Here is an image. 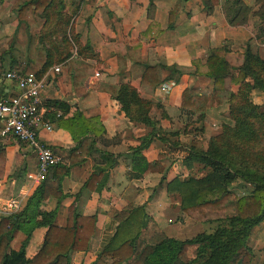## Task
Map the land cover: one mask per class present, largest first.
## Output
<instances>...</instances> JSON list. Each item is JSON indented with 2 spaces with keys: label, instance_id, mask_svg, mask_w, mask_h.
Masks as SVG:
<instances>
[{
  "label": "trees",
  "instance_id": "1",
  "mask_svg": "<svg viewBox=\"0 0 264 264\" xmlns=\"http://www.w3.org/2000/svg\"><path fill=\"white\" fill-rule=\"evenodd\" d=\"M81 2H15L16 17L25 22L27 29L25 61L19 71L32 72L39 77L51 65L65 62L72 85L82 82L91 68L84 58L93 53H86L89 47L78 43L72 27L73 15ZM216 3L218 0H204L205 11L209 12ZM223 5L229 24H242L249 18H256L255 40L264 41V0H256L254 6L243 0H223ZM115 52L119 70H122L125 55L119 57L117 46ZM161 69L167 71L163 77L159 73ZM198 73L212 79L211 89L185 86L180 93V109L187 118L188 114H196L195 120H198L204 117L207 108L226 102L220 129L205 140L202 136H193L183 143L185 154L180 163L186 173L181 175L176 171L173 177L165 180L163 174L159 183L166 193L178 195L181 213L195 222H214L215 225L211 230L182 238L155 230L142 239L141 234L150 218L143 203L127 204L112 212L117 223L91 264L96 261L102 264H253V251L247 239L252 227L264 218V110L251 97L254 93L264 95V58L248 43L242 52H232L226 45L211 47ZM179 74L174 65L146 64L142 84L152 91L164 79L175 82ZM100 87L119 103L129 120L150 127L138 144L130 147L132 155L146 147L152 138L173 145L179 143L178 130L163 127L149 116L152 103L140 96L135 86L118 83ZM45 105L51 109L44 117L66 130L72 145L64 150L60 161L47 167L21 209L0 216V264H70L74 251L87 250L96 216L82 214L77 198L81 191H100L106 183L108 168L116 162L117 154L96 145V142L105 145L109 141L103 136L104 126L98 115L85 116L76 106L69 111V104L56 99ZM190 118L187 120L190 123L195 121ZM195 128L201 129V126ZM91 154H96L92 170L80 191L74 194L75 202L67 205L64 223L57 224V205L66 195L61 188L62 177L72 165ZM161 158L160 153L153 160L141 159L133 166L138 174L163 171ZM3 159L0 149V164ZM194 164L204 172L194 174L191 171ZM235 179L249 186L245 193L238 194L228 188ZM48 196L56 199V205L46 210L41 203ZM35 225L46 228L38 249L26 257L24 244ZM16 231H21L23 238L14 249L9 247V240Z\"/></svg>",
  "mask_w": 264,
  "mask_h": 264
},
{
  "label": "crops",
  "instance_id": "2",
  "mask_svg": "<svg viewBox=\"0 0 264 264\" xmlns=\"http://www.w3.org/2000/svg\"><path fill=\"white\" fill-rule=\"evenodd\" d=\"M16 1L26 0H0V96L18 92L15 83L6 78L4 72L19 70L25 61L27 29L25 22L16 17ZM243 1L250 6L256 2ZM223 6V0H218L206 12L204 0H82L80 3L73 15L72 27L78 36V43L89 47L86 53H93L92 56L84 55L91 68L82 82L73 86L65 62L51 65L42 74L47 83L40 97L45 104L54 99L61 100L69 104V111L76 106L85 116L98 115L104 126L103 136L109 141L105 145L96 142V145L117 156L116 162L108 168L106 183L100 191L79 192L77 203L82 214H95L96 221L88 249L74 251L70 264L92 263L96 252L117 223L112 212L127 204L143 203L150 218L149 224L154 223V227H162L158 220L165 211L173 212L180 222L177 221L170 229V236L180 230L182 222L191 220L180 212L178 195L166 193L159 178L164 174V180L169 179L176 171L181 175L186 173L180 158L185 154L183 143L193 137L189 129L196 126L204 129L208 115L216 113L217 109L223 114L227 104L222 102L207 108L204 117L198 120H195L196 114H188V118L195 120L190 123L180 109L181 90L188 85L206 91L211 89L212 79L198 73L211 47L226 45L232 52H242L248 43L264 58V41H256L254 36L256 18H249L242 24H229ZM116 46L119 57L125 55L122 70H119ZM156 63L174 65L180 71L167 93L158 89L165 79L152 91L142 84L144 65ZM55 65H59L58 71L53 70ZM94 71L98 72L97 76L93 75ZM159 73L163 77L167 71L161 69ZM118 83L135 86L140 96L150 100L149 116L163 127L178 130L179 143L173 145L152 138L146 147L132 155L130 147L138 144L139 138L150 127L129 120L119 103L100 87L102 84ZM47 111L44 112L45 116ZM49 122L52 129L40 128L38 138L62 155L72 145V140L66 130L56 127L54 121ZM172 123L176 127L170 126ZM0 149L4 155L0 164V201L25 192L21 200L22 208L30 193L25 188V173L35 169V155L27 145L10 135H0ZM160 153L163 155L160 159L163 171L137 173L133 166L136 161L153 160ZM94 156L96 154L88 155L79 164L72 165L68 174L62 177L61 188L66 195L57 205V224L64 223L67 205L75 202L74 194L80 191L83 181L91 172ZM55 205L53 196H48L41 203L46 210ZM45 228L44 225L32 228L24 244L26 257H30L40 246ZM22 238L23 233L16 231L9 240V247L17 249ZM247 241L253 251L252 263L264 264V218L252 227ZM94 264L102 263L96 261Z\"/></svg>",
  "mask_w": 264,
  "mask_h": 264
},
{
  "label": "built area",
  "instance_id": "3",
  "mask_svg": "<svg viewBox=\"0 0 264 264\" xmlns=\"http://www.w3.org/2000/svg\"><path fill=\"white\" fill-rule=\"evenodd\" d=\"M59 70V65L53 67ZM98 75L97 71L93 72ZM4 76L12 80L18 92L13 95L0 96V135H10L18 142L27 145L35 155L36 167L25 173V188L31 190L47 171V167L61 160L62 155L44 144L38 138V130L44 128L51 130V123L44 117L47 108L42 104L40 92L46 85L44 75L36 76L34 73H22L19 70H7ZM174 81H162L158 89L167 93ZM25 192L7 197L0 201V216L9 215L21 208L22 197Z\"/></svg>",
  "mask_w": 264,
  "mask_h": 264
},
{
  "label": "rangeland",
  "instance_id": "4",
  "mask_svg": "<svg viewBox=\"0 0 264 264\" xmlns=\"http://www.w3.org/2000/svg\"><path fill=\"white\" fill-rule=\"evenodd\" d=\"M251 99L254 102L258 103L260 105V108L264 110V95L261 96L260 94L254 93ZM222 116L223 114L221 113V110L217 109L216 113H213L211 116L208 115V117L205 119L206 123L204 124L205 125L204 129H201L202 130L201 132L200 129L192 127V129H189L190 131L189 133H191L193 136L195 135H197L198 137L202 136V138L205 140L209 135H212L219 131ZM170 126L176 127L174 123H172ZM191 171L196 175L202 174L204 172V170L199 168V165L197 164H194ZM227 186L228 188H230L231 190H233L235 193L238 194L245 193L249 188L247 184L243 183L239 179L233 180ZM166 215L169 216L166 217ZM160 217L161 218L158 221L163 228L158 226L154 227V223H151L152 225L149 224L148 227L141 234L142 239L148 237L155 230H160L164 232L166 235H169L171 234L170 229L174 227L175 224L180 222L179 220H177V218H175L174 213L171 211H165L164 214H162ZM214 225H215L214 222L206 223V222H195L192 220H188L185 223L182 222V226H180L181 227L180 230H178L176 233H173V236L175 235L180 238L187 237L198 231L211 230Z\"/></svg>",
  "mask_w": 264,
  "mask_h": 264
}]
</instances>
